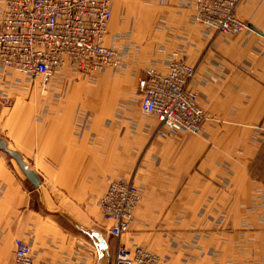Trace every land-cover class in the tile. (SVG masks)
Here are the masks:
<instances>
[{
    "label": "crops",
    "instance_id": "0c3cea01",
    "mask_svg": "<svg viewBox=\"0 0 264 264\" xmlns=\"http://www.w3.org/2000/svg\"><path fill=\"white\" fill-rule=\"evenodd\" d=\"M235 14L264 33V0H241ZM105 43L120 52L119 69H62L44 93L0 67V98L12 99L0 104V137L40 180L33 187L0 157V264L12 259L14 235L51 264H112L117 245L146 248L157 264H264V36L216 33L189 0H111ZM171 59L195 68L191 86L208 117L200 134L157 136L158 121L140 110L142 71ZM110 179L142 194L119 238L99 233L103 246L95 231L88 243L56 231L59 240H28L39 216L33 193L46 206L60 192L91 207Z\"/></svg>",
    "mask_w": 264,
    "mask_h": 264
},
{
    "label": "built area",
    "instance_id": "2783aa9c",
    "mask_svg": "<svg viewBox=\"0 0 264 264\" xmlns=\"http://www.w3.org/2000/svg\"><path fill=\"white\" fill-rule=\"evenodd\" d=\"M241 0H189L195 20L219 34L235 35L248 26L236 17ZM111 0H0V67L41 86L68 69L95 77L105 68L119 69L123 58L106 45ZM195 68L171 59L165 70L148 67L138 78L140 110L159 123L156 135L200 134L208 119L191 86ZM4 107L11 99L0 98ZM141 201L138 187L129 179L109 180L97 206L108 222L107 235L119 238L133 221ZM9 264H51L34 254L21 238H14ZM159 257L146 248L117 245L112 264H157Z\"/></svg>",
    "mask_w": 264,
    "mask_h": 264
},
{
    "label": "rangeland",
    "instance_id": "374dc122",
    "mask_svg": "<svg viewBox=\"0 0 264 264\" xmlns=\"http://www.w3.org/2000/svg\"><path fill=\"white\" fill-rule=\"evenodd\" d=\"M100 74L96 75L95 77H98ZM19 75L23 77V75L21 74ZM31 80L36 82L35 86H31V93H30L31 95H33V93H38V92L40 93V89L43 93L49 89L50 83L46 86V88H43L41 86V82L39 79H36V80L31 79ZM77 82L78 83L77 85H75V87L78 86V84L85 83V81L83 82V80L77 81ZM11 102H12V99H11ZM10 107L11 106L6 107V108H10ZM0 133H2L1 126H0ZM0 157H3L7 160H11L12 162H14L11 158L8 157V155L3 153L2 151H0ZM15 166L17 170H19L16 164ZM51 193H52V202L49 203L48 206L43 204L42 200L40 199L37 193H33L32 208L37 211L39 216L37 220L31 223L32 228L27 229L28 234L30 233L28 236V240L29 239L31 241L35 240L37 243L41 241L50 242L51 240L56 239L55 232L59 231L60 234L63 233L64 235L68 237L69 236L74 237L76 241H85L88 243L90 242V239H91L89 236L92 235L93 231H95V234L93 236L99 233H103V234L106 233V230L103 229V225H101L100 223V220H105V219L100 213V210L97 206V202H96V205L87 207V206L80 205V204H72L66 197H62L60 192H51ZM141 199H142V194H141ZM83 227H86L88 229L85 230ZM14 238L22 239V237H20L19 235H14L13 240ZM59 239L60 238H57L56 240H59ZM12 247H13V242H12ZM5 248L6 246L4 244L0 248V253L3 252ZM32 250L34 254L37 255L36 251L33 248ZM12 257H13V254H12ZM100 262L101 264H105L106 256H104L103 258L101 257ZM9 263H6V264H9Z\"/></svg>",
    "mask_w": 264,
    "mask_h": 264
},
{
    "label": "water",
    "instance_id": "95a60500",
    "mask_svg": "<svg viewBox=\"0 0 264 264\" xmlns=\"http://www.w3.org/2000/svg\"><path fill=\"white\" fill-rule=\"evenodd\" d=\"M248 28L256 31L257 33L261 34L264 36V33L260 32L259 30L255 29L252 26H248ZM0 151L8 155L9 158H11L15 164L17 165L18 169L21 171V173L25 176V178L28 180V182L33 186V187H38L40 184V180L34 170H32L27 163L24 161L22 155L20 152H18L15 149H12L9 147L8 143L6 140L0 137ZM96 239L98 240L100 245L106 246L103 238L101 237L100 234H96Z\"/></svg>",
    "mask_w": 264,
    "mask_h": 264
}]
</instances>
